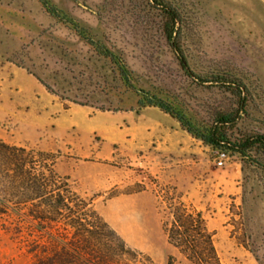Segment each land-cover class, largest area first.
Masks as SVG:
<instances>
[{
	"label": "rangeland",
	"instance_id": "1",
	"mask_svg": "<svg viewBox=\"0 0 264 264\" xmlns=\"http://www.w3.org/2000/svg\"><path fill=\"white\" fill-rule=\"evenodd\" d=\"M162 1L180 15L188 71L150 0H0V140L33 151L28 161L80 199L42 220L31 205L0 215V264L96 259L97 243L112 240L104 223L136 254L113 242L101 264H217L204 228L218 264H264V159L258 166L225 153L219 166L220 151L159 108L116 113L66 103L8 61L34 41L78 49L95 41L126 60L139 89L199 122L228 101L200 79L231 74L251 95L242 127L264 134V0ZM77 216L86 228H75Z\"/></svg>",
	"mask_w": 264,
	"mask_h": 264
},
{
	"label": "trees",
	"instance_id": "2",
	"mask_svg": "<svg viewBox=\"0 0 264 264\" xmlns=\"http://www.w3.org/2000/svg\"><path fill=\"white\" fill-rule=\"evenodd\" d=\"M150 1L156 4L160 12L167 42L175 49L180 65L188 71L178 41L180 15L162 0ZM40 2L43 3V0ZM78 43L82 45L81 49L59 41H34L8 61L26 70L48 93L63 102L116 113L139 112L147 107H156L177 120L184 131L206 147L226 154H238L243 159L257 160L254 162L262 166L258 160L264 159V134L250 132L242 127L243 114L248 115L251 95L245 84L235 76L214 75L211 78L200 79L201 86L217 88L228 101L210 107L207 119L199 122L180 107H175L167 100L139 89L126 60L113 48L95 41ZM134 97L137 98L135 104L132 103ZM33 154V151L11 146L0 140V215H7L14 210L20 212L16 208L22 209L31 205L32 209H36L33 212L34 218L42 220L47 214L59 216L63 211L71 210L72 196L80 200L68 185L56 188L59 181L51 169L48 172L54 179L53 182L43 170H38L39 166L36 163L29 162L28 156ZM197 219L203 223L200 214L197 215ZM74 224L75 228H86L79 216L74 218ZM103 226L108 230L112 240L109 243L102 240L97 243L96 250L93 251L96 259L92 257V260H88L85 255L76 253L80 263H105L103 255H107V258L113 256V242H117L124 252L136 254L106 223ZM175 228L168 231L172 245L175 240ZM88 232L93 234L90 229ZM203 232L206 234L210 253L218 264L211 236L205 228ZM187 234L190 238L189 231Z\"/></svg>",
	"mask_w": 264,
	"mask_h": 264
},
{
	"label": "built area",
	"instance_id": "3",
	"mask_svg": "<svg viewBox=\"0 0 264 264\" xmlns=\"http://www.w3.org/2000/svg\"><path fill=\"white\" fill-rule=\"evenodd\" d=\"M218 154H219V162H218V165L219 166H222L223 165V161L226 158V154L223 153V152H218Z\"/></svg>",
	"mask_w": 264,
	"mask_h": 264
},
{
	"label": "crops",
	"instance_id": "4",
	"mask_svg": "<svg viewBox=\"0 0 264 264\" xmlns=\"http://www.w3.org/2000/svg\"><path fill=\"white\" fill-rule=\"evenodd\" d=\"M43 87V86H42ZM44 88V87H43ZM45 89V88H44ZM46 90V89H45Z\"/></svg>",
	"mask_w": 264,
	"mask_h": 264
}]
</instances>
